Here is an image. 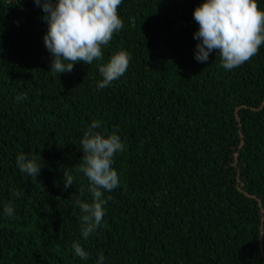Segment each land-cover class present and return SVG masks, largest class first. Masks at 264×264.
<instances>
[{
    "label": "trees",
    "instance_id": "1",
    "mask_svg": "<svg viewBox=\"0 0 264 264\" xmlns=\"http://www.w3.org/2000/svg\"><path fill=\"white\" fill-rule=\"evenodd\" d=\"M202 2L123 0L103 59L59 75L42 7L0 0V264H97L101 254L103 264H264V45L232 70L216 52L198 62ZM120 49L130 65L100 89L98 66ZM93 120L125 148L113 163L120 184L102 190V223L84 239L75 200L93 199L80 171ZM21 153L42 164L38 178L20 172Z\"/></svg>",
    "mask_w": 264,
    "mask_h": 264
},
{
    "label": "clouds",
    "instance_id": "2",
    "mask_svg": "<svg viewBox=\"0 0 264 264\" xmlns=\"http://www.w3.org/2000/svg\"><path fill=\"white\" fill-rule=\"evenodd\" d=\"M42 7L44 20L48 28L44 35L45 47L53 57L50 70L53 73L71 72L77 62L91 65L103 59V49L119 33L123 19L119 15V6L123 0H34ZM193 18L199 25L194 33L198 41L195 59L207 62L210 53L219 54L221 64L226 70H232L248 62L258 54L264 45V10L257 0H203L193 12ZM131 53L120 49L105 64L98 66L102 80L98 87L103 89L118 80L127 71ZM24 97H18L22 99ZM102 127L99 120H93L81 139L83 156L80 171L89 180L88 191L92 202L75 200L82 215L81 232L84 239L97 231L104 217L103 191H113L120 184L119 174L113 167L115 155L125 148L121 137L113 130L110 134L98 131ZM21 173L36 179L41 165L36 156L23 153L16 158ZM64 175V174H63ZM74 184L71 175H65L64 188ZM15 195L19 197L20 191ZM110 199V197L108 198ZM5 215H14L11 203L5 204ZM74 253L79 258L88 259V252L76 241ZM101 254L97 264H103Z\"/></svg>",
    "mask_w": 264,
    "mask_h": 264
}]
</instances>
